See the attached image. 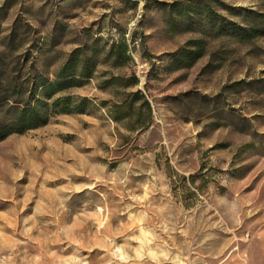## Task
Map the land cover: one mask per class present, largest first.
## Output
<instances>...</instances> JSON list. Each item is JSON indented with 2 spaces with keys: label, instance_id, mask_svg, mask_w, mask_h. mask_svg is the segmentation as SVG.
<instances>
[{
  "label": "rangeland",
  "instance_id": "374dc122",
  "mask_svg": "<svg viewBox=\"0 0 264 264\" xmlns=\"http://www.w3.org/2000/svg\"><path fill=\"white\" fill-rule=\"evenodd\" d=\"M260 16L264 0H0L13 79L53 82L76 48L122 38L132 59L100 56L94 79L60 94L87 98L85 113L48 110L0 143V264H264ZM196 41L204 56L175 63ZM132 75L144 126L108 110L124 92L109 80Z\"/></svg>",
  "mask_w": 264,
  "mask_h": 264
},
{
  "label": "trees",
  "instance_id": "16d2710c",
  "mask_svg": "<svg viewBox=\"0 0 264 264\" xmlns=\"http://www.w3.org/2000/svg\"><path fill=\"white\" fill-rule=\"evenodd\" d=\"M179 6V4H172L164 7L169 8L171 12L177 10ZM191 6L193 5L191 4ZM253 17L255 18V16H250L248 13L244 14L245 20L249 18L253 20ZM260 17L263 18L264 16ZM17 28L18 23L15 26V29ZM217 28L218 32L223 31V27H220V25ZM237 32L238 35L236 36L245 39H250L256 36L255 34L260 33L256 28L252 29L253 35L242 28L237 29ZM99 40L97 39L94 44H98ZM194 44L197 49L184 52L176 59L175 63H181L180 65L183 67H189L202 58L204 56V43L196 41ZM129 52L130 47L124 38L113 42L104 51L99 50L98 47H78L59 69L53 82L43 80L42 77L20 81L17 78L9 77L6 64L3 61L2 54H0V143L10 135L24 134L27 131L46 125L49 121L48 110L55 111L63 106L61 113H85V107L88 106L87 98L76 103L71 96L62 97L60 94L70 88L80 86L83 80L94 79L96 69L100 64L98 61L101 58L100 56H103L105 63L110 62L112 68H121L132 62ZM108 83L109 87L124 91L118 101L108 109L114 122L123 123L127 121L128 124L134 122V126H139L142 125L141 122L148 120L146 124H150L152 109L149 101L141 91L127 92L139 83L135 75H132L130 79L114 76ZM128 128L134 129L131 126Z\"/></svg>",
  "mask_w": 264,
  "mask_h": 264
}]
</instances>
